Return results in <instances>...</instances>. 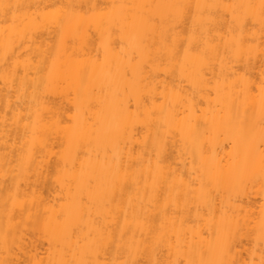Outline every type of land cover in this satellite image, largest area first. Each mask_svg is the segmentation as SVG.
<instances>
[{
    "label": "bare ground",
    "instance_id": "1",
    "mask_svg": "<svg viewBox=\"0 0 264 264\" xmlns=\"http://www.w3.org/2000/svg\"><path fill=\"white\" fill-rule=\"evenodd\" d=\"M0 264H264V0H0Z\"/></svg>",
    "mask_w": 264,
    "mask_h": 264
}]
</instances>
